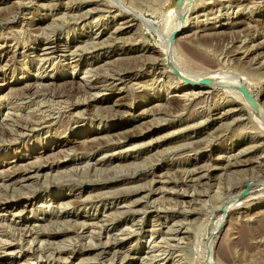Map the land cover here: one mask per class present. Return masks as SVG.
Returning a JSON list of instances; mask_svg holds the SVG:
<instances>
[{
	"label": "rangeland",
	"instance_id": "374dc122",
	"mask_svg": "<svg viewBox=\"0 0 264 264\" xmlns=\"http://www.w3.org/2000/svg\"><path fill=\"white\" fill-rule=\"evenodd\" d=\"M109 1L116 4L118 10L114 9L115 11L111 13L98 10V3L105 4ZM115 1L74 0L70 3V0H0V122H2L0 123V159L5 160V163L17 159V150L27 158L20 161L17 166L8 167L9 169L6 168L7 166L4 167L5 175L11 173L13 176L7 177L6 180V177L0 175V201L26 204L27 199L34 200V208L28 205L23 213H1L0 249L8 245H12V249L8 250L7 254L0 253V263L9 264L12 259H18L17 264H209L218 256L217 260L226 264L264 263V193H261V196L255 194L237 203L230 202L235 191L244 185L247 177L258 176L259 180H262L260 183L264 181V127L258 122L256 124L246 110H240V106L235 108L233 115L224 118L221 116L223 112L234 107L232 106L234 101L239 100L236 95L214 91L209 96L203 94L191 96L192 89H187L182 83L178 84V80L182 79L174 72L176 75L171 83L173 87L178 85L179 88L175 91L166 92L168 89L166 80L155 87L154 85L137 86L135 80H126L112 90L101 89L97 94L99 102L92 103L87 108L82 106L74 109L71 103L83 102L82 99L88 98L89 95L76 86V89L65 86V82L72 79L79 83L85 80L86 74L73 70L70 66L66 67V63L70 61H64L65 57L49 60L54 65L50 64L47 67L45 60L37 56V50H23L24 44L35 47L32 44L37 36L35 28L38 29L41 25L36 23L47 25L51 19L46 16L52 13H59L58 18H62L61 15L64 14L66 20L75 18L70 28L60 29L56 33V38L61 37L62 40L71 43L73 35L67 33L69 29H75L74 36L78 39L80 34L92 37L93 25L101 29L112 28L110 30L112 32L119 23L123 22V19L118 20L119 18L113 17L121 12L129 15L130 18H135L134 26L121 35L122 39L117 40L118 43L114 47L103 48L105 54L109 53L107 50H117L113 53H120V50L132 48L149 50L151 47H156L164 50L163 39L164 34L167 33L164 29L169 27L170 23L173 25L178 17L175 15L177 11L174 12L176 0ZM89 8L90 12L84 14V10ZM66 13H69L70 17ZM190 14L193 23L179 32L176 41L172 43V45L175 43L176 50L182 55L186 69L192 73L224 71L231 72L237 77L241 76L239 78L244 79L247 84L246 89L248 90L250 86L254 96L259 93V100L264 104V0H197L195 9ZM76 15L79 17L84 15L86 21L76 22L79 19ZM142 16L152 19L158 33L153 29L149 30ZM173 18H176L175 21ZM87 22L92 23L89 25ZM85 24L89 28H84ZM212 26L213 28L217 26V29H214L216 31L210 29ZM159 28L162 29L161 32ZM127 37H130L129 41ZM135 53L137 52L123 53L120 56ZM95 54H86L85 57L91 58ZM116 56L117 54L113 57ZM91 61L87 63V67ZM115 61L113 64L100 61L98 64L101 65L98 67L100 72L104 73L108 67L110 70L114 67L117 69L135 66L133 62L129 64V60ZM133 74L147 83H151L152 79L159 76L157 72L151 70L137 75L133 72ZM33 82L37 83V86ZM32 86H34L33 90ZM187 93L188 97L184 95ZM44 96L46 99L49 98L47 102L46 99L43 101ZM39 100L46 102L45 105L55 100H62L60 105L64 106L58 107L60 110L57 109L58 105L52 107L55 109V119L47 125V129L37 128L16 142L13 137L8 136V125L17 117L32 118V113L37 111L36 102H41ZM70 100L71 102H68ZM104 125H107V135L103 136L105 139H98L103 146L97 152H93L94 144L86 140L93 138L91 131L99 127L103 129ZM141 127L148 129L143 130ZM130 132H144L146 136L143 139L130 140L128 138ZM72 135L77 142L69 149L71 155L66 159L78 158L80 162L76 165L69 162L53 171L44 167L38 178L22 180L26 164L27 168L31 167L30 169L38 165L47 166L48 158L42 156V151L52 147L54 149L57 140L65 141ZM238 151L243 152L239 154ZM218 155L223 156L220 162L214 160ZM37 161L39 164L35 165ZM257 161H261V164ZM31 162L33 164H30ZM232 162H242L243 166H240L241 169L230 168L229 164ZM208 165L211 167L210 174L203 176L207 172L201 171ZM71 169L75 171L71 174V178L69 176L66 179L55 178ZM190 172L196 173L193 176ZM157 180L161 182L155 183ZM139 185L147 189L139 193L127 194L119 199L97 198L107 192H127L131 187L135 189ZM248 191L247 182V188L242 191V195H246ZM60 193H65L66 197L72 196L68 199L75 201H73L75 205L65 208V215L63 211L55 210V203L51 200ZM79 195H82L81 198ZM83 199L85 205L81 204ZM76 200H80V203L76 204L78 202ZM123 200L126 203H131V200L142 201L137 207V209L142 208L137 215L140 225L125 226L123 218L118 217L116 220L118 226L113 229L115 220L110 219L117 210L115 206H120L112 201L124 203ZM48 204H51L50 207L46 206ZM228 206L230 208L227 210ZM42 207L46 212H41ZM20 208L23 207L19 206ZM225 212L227 215L224 221L222 217ZM91 217L100 220L99 224H93L92 227V224L82 223L83 220ZM103 217L105 223H101L104 221ZM107 217L110 221H107ZM218 220L224 221L220 228ZM212 231L216 232L213 234ZM122 236L124 238L121 239ZM2 238L5 241L9 238V242L6 243ZM18 240L21 242L19 243ZM207 241H212L211 256L204 247Z\"/></svg>",
	"mask_w": 264,
	"mask_h": 264
},
{
	"label": "bare ground",
	"instance_id": "6f19581e",
	"mask_svg": "<svg viewBox=\"0 0 264 264\" xmlns=\"http://www.w3.org/2000/svg\"><path fill=\"white\" fill-rule=\"evenodd\" d=\"M45 1V0H44ZM59 1V0H58ZM72 3L74 0H70ZM80 1V0H79ZM84 1V0H82ZM89 1V0H87ZM115 1V0H114ZM197 0H182L180 6L178 8L175 7V11L177 14L178 17L177 19L176 18H173L175 23L173 25H171L172 23H170V26L169 27H165L166 29L165 30V33L167 31L165 35V38L162 40L164 42V50H161L160 46H158L160 49H157L156 47H151L149 50H146L143 49H124V50H120V53H113L117 50H107V52H109L108 54H105V50H103V48L105 47H114L115 44H117V40H120L122 38L121 35H124L125 33H127L130 29L133 28L134 26V21H135V18H130L129 15H126V13H119V14H116L114 15L113 17L114 18H119L118 20L120 19H123V22L119 23L118 24V27L115 28L116 29H113L112 32H110V29L108 28H104V29H101L100 27H98L97 25L96 28L92 27V37H89L88 35H81L80 34V39H78L77 36H74L75 34V29L74 28H71L69 29V31H67L68 34L72 33V41L71 43H68V41H65V40H62L61 37L60 38H56V33L60 30V29H64L66 27H69L71 26V22L74 21L75 22V18H70V20H66L63 16L64 14H62V18H58V14L59 13H52L51 15H48L46 16V18L48 19H51V22L48 23L47 25H44L43 23H36L37 25L38 24H41L40 26H38V29L35 28L36 32H37V36L35 39H33L34 41L32 42V44L35 45V47H31V44L26 46L25 44L22 46L23 50H37V56L39 58H41L42 60H45V64L47 65H50L51 63L49 62V60H52V59H57V58H64V61L68 60L70 62H67L66 63V67L70 66L73 68V70H77L78 72H83L84 74H86V77L84 78L85 80L84 81H81V82H76L75 80H68L67 82H65V86L67 87H78L79 90L83 91L84 93H87L89 95L88 98L86 99H82L83 102H80V101H77L75 103H71L74 107V109H77L78 107H82V106H85V108L91 106L92 103H97L99 102V99H97V94L101 91V89H108V90H112L114 89L115 87H118L119 85L123 84L126 80H135V84L138 86V85H159L161 82H165L166 80V83H167V93L169 92H172V91H175L179 88L176 87H173L172 86V79L174 78V76L177 74V76L179 78H181L182 80H178V84L182 83L186 86L187 89H192V93H190L191 96H194L195 94H203V95H211V93H213L214 91H223L225 92L226 94L227 93H232L234 95H236L238 97L239 100H235L234 103L232 104V106H234L232 109L230 108L228 111H226L225 113L223 112V114L221 115L222 118L224 117H227V116H231L233 115L235 112V108L236 107H241V109L243 110H246V112H248V114L251 115V117L256 121V124L257 122L259 123V125H262V127H264V104L261 103V101L259 100V93L256 94L254 96V94L252 93L251 91V87L248 86V90L246 89V83L244 82V79L242 78H239L241 76H234L233 73H229V72H218V71H207V72H204V73H197V72H189L186 67L184 66V62H182V55H180L179 53V50H176V46H175V43L174 45H172L173 42L176 41V38H177V35L179 32H181L185 27H190V25L193 23V21L190 20V13L193 12V10L195 9V3H196ZM225 1V0H224ZM102 2V1H101ZM112 2V1H111ZM116 2V1H115ZM118 2V0H117ZM76 3V2H75ZM98 3V2H97ZM105 3V2H104ZM69 4V3H68ZM79 4V2H78ZM56 5V4H55ZM73 5V4H72ZM97 5V4H96ZM119 5V4H118ZM121 5V4H120ZM50 6V5H49ZM88 6V5H87ZM98 10L101 11V12H106V13H111V12H114L115 10H118L117 8V5L116 4H113V3H110V1L108 3H105V4H100L98 3ZM81 7V6H80ZM123 7V6H122ZM68 8V6H67ZM82 8V7H81ZM126 8V7H125ZM115 9V10H114ZM68 10V9H67ZM114 10V11H113ZM57 12V11H56ZM67 12V11H66ZM90 12V8L89 9H86L84 10V14H87ZM213 12V11H212ZM64 13V12H63ZM74 13V12H72ZM71 13V14H72ZM118 13V12H117ZM67 14V13H66ZM69 14V13H68ZM67 14V15H68ZM75 14V13H74ZM77 14V13H76ZM81 15V13H79ZM134 14V12H133ZM89 15V14H88ZM136 15V14H135ZM138 16H141L140 14H137ZM57 16V18H56ZM69 16V15H68ZM78 16V15H76ZM84 16V15H83ZM83 16H78L79 19L76 20V22H85L86 19L83 17ZM129 16V17H128ZM70 17V16H69ZM77 17V18H78ZM86 17V16H85ZM112 17V16H111ZM175 17V16H174ZM67 18V17H66ZM87 18V17H86ZM109 18V17H108ZM140 18V17H139ZM143 18V22L148 24L149 26V30H155L154 32H157L156 31V25L154 24V22L152 21V19H148L146 18L145 16H142ZM69 19V18H68ZM47 20V19H46ZM45 21V19L43 20V22ZM73 22V23H74ZM114 22V21H113ZM88 23V22H87ZM92 22H89L88 24L91 25ZM106 24V23H105ZM114 24V23H113ZM145 24V25H146ZM160 24V23H159ZM162 24V23H161ZM168 24V23H166ZM158 25V24H157ZM165 25V24H164ZM84 28H89L87 27V25H83ZM147 26V28H148ZM159 26V25H158ZM168 26V25H167ZM163 27V28H164ZM70 28V27H69ZM96 29V30H95ZM203 29V28H202ZM212 31H216L214 29H217V26H215L213 28V26L210 28ZM160 32L162 29H160ZM209 30V29H208ZM205 31V30H204ZM22 32V31H21ZM35 32V33H36ZM159 32V33H160ZM175 32V35L170 39V34ZM83 33V32H82ZM90 34V33H89ZM109 34V35H108ZM94 35H96L94 37ZM132 35V34H131ZM160 35V34H159ZM162 35V33H161ZM163 35V36H164ZM208 36V35H207ZM134 37V36H132ZM131 37V38H132ZM19 38V36H18ZM17 38V39H18ZM87 38V39H86ZM130 38V37H129ZM129 38L127 37V40L129 41ZM126 39V38H125ZM80 40V41H79ZM124 40V39H123ZM126 40V41H127ZM132 40V39H131ZM130 40V41H131ZM160 40H161V36H160ZM120 42V41H119ZM161 42V41H160ZM124 43V42H122ZM132 43V41H131ZM16 45V44H15ZM125 45V44H124ZM159 45V44H158ZM161 46L163 45L162 43L160 44ZM129 47V46H128ZM16 48V47H15ZM22 48L20 47V49L22 50ZM19 50V51H21ZM18 51V52H19ZM186 51V50H185ZM17 52V51H15ZM129 52H137L135 53L134 55H129V56H126L127 53ZM26 53V52H25ZM63 53V55H61ZM96 53V54H95ZM123 53H126L124 56H120L121 54ZM22 54V52H21ZM86 54H95L93 57L91 58H86L85 55ZM115 54H117L116 57H113ZM183 54V53H182ZM4 55V54H3ZM23 55V54H22ZM187 55V54H186ZM16 56V55H15ZM18 56V55H17ZM29 56V55H28ZM101 56H103V58H101ZM126 56V57H125ZM75 57H78L77 59H73ZM125 58V59H123ZM30 59V58H29ZM6 60V59H5ZM4 60V61H5ZM40 60V59H39ZM92 60V61H91ZM115 60H129V64L130 62H133L135 64V66H131L132 68H117L115 69L116 67H114V69H106L104 73H101L100 72V68H98L99 66L101 65H98L101 62L105 63V64H113V62H116ZM186 60V59H185ZM7 61V60H6ZM11 61V60H10ZM63 61V62H64ZM91 61L87 67V63ZM1 62V60H0ZM36 62V61H35ZM41 62V61H40ZM140 62L139 64L136 65V63ZM30 63V62H29ZM42 63V62H41ZM189 63V62H188ZM65 64V63H64ZM51 65H54L53 62ZM58 66V64H57ZM65 66V65H64ZM54 67V66H53ZM46 68V66H45ZM56 69V68H55ZM109 70V71H108ZM148 70H151L153 72H157L158 73V78H155V79H152L151 83H147V81L144 80H141L139 79V77L135 76L133 74V72L137 74H141L142 72L144 71H148ZM176 74H175V73ZM202 72V71H201ZM233 74V75H232ZM61 75V72L60 74ZM88 75V76H87ZM239 75V74H238ZM243 76V75H242ZM142 77V76H141ZM140 77V78H141ZM41 78V77H40ZM178 78V79H179ZM244 78V76H243ZM204 79H207L204 80ZM66 80V79H65ZM245 81L248 83V80L245 78ZM36 82V81H35ZM54 82V81H53ZM34 83V82H33ZM27 85H30V83H26ZM37 84V83H36ZM34 83V85H36ZM41 84V83H40ZM46 84V83H45ZM134 84V83H132ZM1 85V84H0ZM33 85V84H32ZM48 85H51V84H48ZM165 85V84H164ZM249 85V84H248ZM26 86V85H25ZM37 86V85H36ZM46 86V85H45ZM52 86V85H51ZM136 86V87H137ZM163 86V84H162ZM31 87V86H30ZM32 90L34 89V86H32ZM42 87V86H41ZM53 87V86H52ZM51 87V88H52ZM75 87V89H76ZM166 87V86H165ZM241 87V88H240ZM26 88V87H25ZM43 88V87H42ZM48 88L50 89V87L48 86ZM121 88V87H120ZM253 88V87H252ZM30 89V88H29ZM41 89V88H39ZM53 89V88H52ZM43 90V89H42ZM41 90V91H42ZM38 91V90H37ZM46 91V90H45ZM78 91V90H77ZM80 91V93L82 94V92ZM160 91V89H159ZM16 92V91H15ZM36 93V91H34ZM65 92V91H63ZM243 92V93H242ZM245 92V93H244ZM33 93V92H32ZM42 93V92H41ZM49 93V92H48ZM79 93V92H78ZM158 93V92H157ZM52 94V93H51ZM55 94V93H54ZM62 94V93H61ZM160 94V93H159ZM18 95V94H17ZM58 94H56L57 96ZM60 95V94H59ZM67 95V94H66ZM161 95V94H160ZM159 95V96H160ZM186 95V97H188V93L187 94H184ZM231 95V94H230ZM249 95H251L254 100L256 101L255 104H253L250 99H249ZM24 96V95H22ZM27 96V95H25ZM51 96V95H50ZM65 96V95H64ZM166 96V94H165ZM168 96V94H167ZM177 96V95H176ZM202 96V95H201ZM233 96V95H231ZM158 97V96H157ZM184 97V99L186 98ZM37 98V96H36ZM55 98V97H54ZM181 98V97H180ZM5 99V98H4ZM45 96H44V100L45 101ZM49 99V98H48ZM48 99H46V102L48 101ZM38 100V99H37ZM54 100V99H52ZM52 100L50 101V103L52 102ZM166 100V99H165ZM183 100V99H182ZM29 101V100H28ZM41 101V100H39ZM65 101V100H64ZM181 101V100H180ZM230 101V100H229ZM3 102V101H1ZM8 102V101H6ZM26 102V101H25ZM31 102V101H30ZM46 102H36V109L37 110L35 113H32V118H29V119H26L24 117H17L15 118L16 120H13L12 124L10 123L8 126V136L10 135L11 137H13V139L16 140V142L18 140H21L22 138H25L26 136L29 135V133H31L32 131H34L35 129L37 130V128H41V127H46L47 129V125H50L52 122H54L53 119L54 116H55V112L52 107H56L57 105V109L60 110V105L62 103V100H55L53 101L51 104H46ZM68 102H71L68 101ZM73 102V101H72ZM183 102V101H182ZM29 103V102H28ZM231 103V102H230ZM67 103H65L66 105ZM25 105V104H24ZM31 105V104H30ZM69 105V103H68ZM227 105V104H226ZM1 106V105H0ZM64 106V105H63ZM29 107V105H28ZM68 107V106H67ZM62 108V107H61ZM71 108V107H70ZM166 108V107H165ZM23 109V108H22ZM34 109V108H32ZM66 109V108H65ZM80 109V108H79ZM30 110V108H29ZM29 110H27V112H30ZM26 111V110H25ZM33 111V110H32ZM65 111V110H64ZM225 111V110H224ZM18 112V110H17ZM16 112V113H17ZM63 112V111H62ZM68 112V111H66ZM65 112V114H66ZM234 112V113H233ZM3 113V112H2ZM64 113V112H63ZM69 113V112H68ZM238 113V112H237ZM30 114V113H29ZM59 114V113H58ZM245 114V113H244ZM11 115V114H10ZM57 115V114H56ZM61 115V114H60ZM68 115V114H67ZM74 115V114H72ZM83 115V113H82ZM89 115V114H88ZM9 116V115H7ZM69 116V115H68ZM71 117V115H70ZM78 117V116H77ZM207 117V116H206ZM220 117V116H219ZM21 118L23 120H21ZM72 118V117H71ZM74 118V117H73ZM81 118V117H80ZM4 119V117H3ZM75 119V118H74ZM77 119V118H76ZM10 121V120H8ZM156 121V120H155ZM253 121V120H252ZM4 122V121H3ZM161 122V121H160ZM2 124V122H0ZM9 123V122H8ZM155 123V122H154ZM153 123V124H154ZM158 124V123H157ZM200 124V123H199ZM7 125V124H6ZM113 126V124H111ZM150 126V125H149ZM7 127V126H6ZM5 127V128H6ZM106 128H107V125H104L103 126V129L101 127L97 128V129H94L93 131H91L90 134L93 135V138L89 139V140H86V142L88 143H93L94 144V148L95 150L93 152H97L99 148H102L103 145H101V141L103 138L105 139V135H107V131H106ZM145 128V127H144ZM147 128V127H146ZM145 128V129H146ZM260 128V127H259ZM141 129H143L141 127ZM140 129V130H141ZM143 129V130H145ZM148 129V128H147ZM113 130V129H111ZM110 130V131H111ZM141 130V131H143ZM5 132H7L5 130ZM129 132V131H128ZM146 133L144 132H139V133H132L130 132V134H128V138L130 140H138V139H143L146 135ZM75 135V133L73 134ZM71 136L69 138H66L65 141H59L57 140V145L56 147L53 149L52 148H47L46 150L42 151V156H46L48 159V163H47V166H43V165H38L39 162L37 161L35 163V165L37 164L38 166H35L33 167L32 169L30 168H27V164H26V167L24 169V173L22 174L23 176V179L22 180H30L32 178H38L41 174L40 172L42 173V171L44 170L43 168L44 167H47L49 169V171H53V170H57V169H60L63 167V165H66V164H69V162H71L70 164H77V162H80L78 160V158H72V159H66L67 157L70 158V151L69 149L74 145V143L77 142V139L73 138L74 136ZM4 136V135H3ZM9 136V137H10ZM57 136V135H56ZM110 136V135H109ZM108 136V137H109ZM66 137V136H65ZM107 137V138H108ZM45 139V138H44ZM98 139H100L98 141ZM124 139V138H123ZM127 139V138H126ZM10 140V139H9ZM40 140V139H39ZM118 140V139H117ZM120 140V139H119ZM118 140V141H119ZM107 141V140H106ZM111 141H112V138H111ZM114 141V140H113ZM19 142V141H18ZM108 142V141H107ZM257 142V141H256ZM5 144V143H4ZM12 144V143H11ZM103 144V143H102ZM110 144V143H109ZM115 144V143H114ZM101 145V147H100ZM107 146V145H106ZM3 148L4 147H7V146H2ZM44 149V148H43ZM84 150V149H83ZM245 150V149H244ZM249 150V149H248ZM251 150V149H250ZM227 151V150H226ZM17 152V159H14L16 160V164H14V160L8 162V163H5V160H2L0 159V175L3 176V177H6V180H7V177L8 178H11L13 175L10 173L9 175H5V169L4 167L8 168V167H12V166H17V164H20L19 162L24 160L26 158V155H23L22 153H19V150L16 151ZM88 152V151H87ZM86 152V153H87ZM92 152V151H91ZM239 154H241V152L243 151H238ZM85 153V155H86ZM127 153V151H126ZM227 153V152H225ZM60 154H64L63 156H59ZM83 154V153H82ZM93 154V153H92ZM234 155V154H233ZM235 155L237 156V154L235 153ZM1 156V154H0ZM29 156V155H28ZM41 156V157H42ZM112 156V155H111ZM117 156V155H116ZM232 156V155H231ZM40 157V158H41ZM73 157V156H72ZM84 157V156H83ZM86 157V156H85ZM127 157V156H126ZM133 157V156H132ZM228 157H230L228 155ZM233 157V156H232ZM65 158V159H64ZM119 158V157H118ZM129 158V156H128ZM214 158V157H213ZM223 158V156H216L214 158L215 161L217 162H220L221 159ZM235 158V157H233ZM27 159V158H26ZM230 159V158H229ZM50 160V161H49ZM104 160V159H103ZM44 161V160H43ZM46 161V162H47ZM88 161H89V158H88ZM46 162L44 164H46ZM103 162V161H102ZM122 162V161H121ZM234 162V161H233ZM231 163L229 164V167L230 168H235V167H239L240 166H243L242 162H238V163ZM237 162V161H236ZM259 162V161H257ZM261 162V161H260ZM259 162V163H260ZM110 163V162H109ZM246 163V162H245ZM249 163V162H247ZM30 164H33L32 162ZM87 164L90 165L89 162H87ZM213 164V163H211ZM228 164V163H227ZM261 164V163H260ZM11 165V166H10ZM122 165V164H121ZM31 166V165H30ZM207 166V165H206ZM23 167V166H22ZM76 167V166H75ZM89 167V166H88ZM117 167V166H116ZM24 168V167H23ZM101 168V167H100ZM114 168V167H113ZM205 168V166L203 167ZM2 169V170H1ZM9 169V168H8ZM13 169V168H12ZM68 169V168H67ZM107 169V168H106ZM120 169V168H119ZM241 169V168H240ZM14 170V169H13ZM200 170H202V167L200 168ZM232 170V169H231ZM16 171V170H15ZM46 171V170H45ZM210 171H211V167L208 165V167L204 170H202L201 172H207L205 174H203V176H207V174H210ZM229 171V170H228ZM17 172V171H16ZM15 172V173H16ZM197 172V171H196ZM192 173V175L194 176V174L196 173ZM232 172V171H231ZM9 173V172H8ZM75 171L74 170H70V171H65V173H61L60 176H57L55 178L57 179H60V178H64L66 179V177H70L71 174H74ZM20 174V173H19ZM102 175V174H101ZM154 176V175H153ZM251 176V175H250ZM253 176V175H252ZM260 176V175H259ZM17 177V176H16ZM15 177V179H16ZM68 177V178H69ZM192 177V176H191ZM14 178V177H13ZM71 178V177H70ZM161 178V177H160ZM182 178V177H181ZM5 179V178H4ZM261 179V178H260ZM17 180V179H16ZM110 180V179H109ZM160 180V179H158ZM156 181L155 183H160L161 181ZM167 180V179H166ZM193 180V178H192ZM191 180V181H192ZM129 181V180H128ZM164 181V180H163ZM260 181L262 180H259L258 176L257 177H247L245 180H244V185L235 191L234 195L232 196V200H230V202L232 201H236L235 203H237V201H244L246 199H249V197H253L255 196V194H263L264 193V181L263 183H260ZM3 182V181H2ZM10 182V181H9ZM127 182V180H126ZM168 182V181H167ZM186 182V181H185ZM183 182V183H185ZM247 182L249 183V191L246 195H242V191L247 188ZM151 183V182H150ZM178 183V182H177ZM177 183L175 185H177ZM7 184V183H6ZM179 184V183H178ZM188 184V183H187ZM2 185V184H1ZM147 185V184H146ZM149 185V184H148ZM147 185V186H148ZM167 187L168 185L165 184ZM185 185V184H184ZM9 186V185H8ZM165 186V188H167ZM5 187V186H4ZM10 187V186H9ZM24 187V186H22ZM131 187V186H130ZM151 187V186H150ZM156 187V186H155ZM159 187V186H158ZM11 188V187H10ZM18 188V187H17ZM20 188V187H19ZM70 188V187H69ZM135 188V186H134ZM145 187L143 186H140L139 187H136L135 189H132V187L130 188L131 190H127V192L125 191H120V192H107V193H104V194H101V196H98L97 198H108V199H119V198H124L127 194H131V193H139L141 190H146L144 189ZM149 188V187H148ZM237 188V187H236ZM26 190V189H25ZM24 190V191H25ZM152 190V189H151ZM157 190V189H155ZM154 190V191H155ZM170 190V189H169ZM248 190V189H247ZM23 191V192H24ZM118 191V190H116ZM168 191V190H167ZM106 192V191H105ZM162 192V190H161ZM26 193V192H25ZM28 194V192H27ZM75 193H73L74 195ZM232 194V193H231ZM230 194V195H231ZM69 195V194H68ZM28 196V195H27ZM81 198L82 195H79ZM133 196V195H132ZM261 196V195H260ZM17 197V196H16ZM29 197V196H28ZM58 197V198H57ZM72 196H68L66 197L65 193H60L59 195L56 196V198L54 199H51L53 200V203L54 206H55V210H61L64 212V215H65V208L67 209V207L69 206H73L75 205V201L73 202L71 199H68ZM76 197V196H75ZM2 198V197H1ZM95 199V198H94ZM132 199V198H131ZM4 200V198H3ZM50 200V201H51ZM133 200V199H132ZM131 200V203H126V201H124V203H119V202H113L112 203H116V204H119L120 207L118 206H115L117 207L116 211L114 212V217L112 216V214L110 215V217L112 216V219L110 220H115V222L112 224L113 225V229L117 228V221L118 220V217L119 218H123L124 222L123 224L125 226H128V225H132L133 227L134 226H137L139 224V219H138V216L139 215V211L142 209V208H138L137 207L140 205V202H142L141 200H137V201H134L132 202ZM45 201V200H44ZM78 201V200H76ZM122 201V200H121ZM128 201V200H127ZM26 204H18L19 202H17L16 204L14 203H11L10 201L8 200H5L4 202H1L0 201V215L1 213H11V214H18V213H23L25 210H27V206L28 205H34V200L33 199H27L26 201ZM81 202V204H84L85 205V199H83ZM48 203V202H47ZM50 203V202H49ZM77 203H80V200ZM234 203V202H233ZM234 203V204H235ZM241 203V202H240ZM248 203V201L246 202ZM18 204V206H16ZM46 204V203H45ZM51 205V204H50ZM50 205H46L47 207H50ZM87 205V204H86ZM115 205V204H114ZM114 205H111L112 207ZM237 207H238V204H236ZM235 205V206H236ZM19 206H22L23 208H20L19 209ZM233 206V205H232ZM221 207V206H220ZM240 207V206H239ZM34 208V206H33ZM105 208V207H104ZM225 208V207H224ZM230 208V206H228L226 209L228 210ZM235 208V207H234ZM43 209V210H42ZM42 213L46 212L44 211V208L42 207ZM240 209V208H239ZM34 209H32L33 211ZM106 210V209H105ZM225 210V211H227ZM54 211V210H53ZM143 211V210H142ZM232 211V210H231ZM223 212V211H222ZM230 212V211H229ZM61 213V212H60ZM112 213V212H111ZM59 214V213H58ZM75 215V214H74ZM103 215V214H102ZM136 215V217H134ZM220 215V214H219ZM224 216L222 217L223 220L225 221V215H227V212H225L223 214ZM106 216V215H105ZM109 216V214H108ZM120 216H123V217H120ZM3 217V215H2ZM5 217V215H4ZM57 217V216H56ZM77 217V216H76ZM90 217V216H89ZM221 217V216H220ZM7 218V217H6ZM101 218V217H100ZM108 218V217H107ZM219 218V217H218ZM104 219V217H103ZM217 219V218H216ZM73 220V219H72ZM89 220V221H88ZM109 218L107 221H110ZM5 221V220H4ZM28 221V220H27ZM36 221V220H35ZM34 221V222H35ZM69 221V220H68ZM99 221L100 220H97L96 218H90V219H86V220H83V224H92V227H93V224H99ZM219 221V220H218ZM224 221L220 222V224L218 225L219 228L221 226V223H223ZM2 222V220L0 221ZM11 222V221H10ZM29 222V221H28ZM65 222V221H64ZM106 220L104 219V221H102L101 223H105ZM217 222V221H216ZM14 223V222H13ZM66 223V222H65ZM70 223V222H69ZM1 224V223H0ZM4 224V223H3ZM6 224V223H5ZM10 224V223H9ZM216 224V223H215ZM218 224V222H217ZM101 225V224H100ZM99 225V226H100ZM140 225V224H139ZM2 226V225H1ZM8 226V225H6ZM15 226V225H14ZM13 226V228H14ZM17 226V225H16ZM28 226V225H27ZM34 226V225H32ZM46 226V225H45ZM87 226V225H85ZM98 226V225H97ZM98 226V227H99ZM213 226V225H212ZM10 227V226H9ZM35 227V226H34ZM78 227V226H77ZM95 227V226H94ZM97 227V228H98ZM170 227V226H169ZM215 227V225H214ZM213 227V229H214ZM217 227V226H216ZM222 227V226H221ZM17 228V227H16ZM15 228V229H16ZM36 228V227H35ZM89 228V227H88ZM124 228V227H123ZM137 228V227H136ZM218 228V229H219ZM18 229V228H17ZM102 229V228H100ZM112 229V230H113ZM212 229V230H213ZM217 229V228H216ZM222 229V228H221ZM93 230V229H92ZM103 230V229H102ZM121 230V229H120ZM123 230V229H122ZM129 230V228H128ZM132 230V229H131ZM135 230V229H133ZM220 230V229H219ZM31 231V230H30ZM39 231V230H38ZM44 231V230H43ZM95 231V230H94ZM125 231V230H124ZM3 232V231H2ZM1 232V233H2ZM32 232V231H31ZM37 232V231H36ZM50 232V231H49ZM79 232V231H78ZM112 232V231H111ZM127 232V231H126ZM130 232V231H129ZM216 231H214L215 233ZM44 233V232H43ZM42 233V234H43ZM56 233V232H55ZM113 233V232H112ZM115 233V232H114ZM131 233V232H130ZM213 233V231H212ZM213 233V234H214ZM6 234V233H5ZM30 234V233H29ZM38 233H36L37 235ZM40 234V233H39ZM46 234V233H45ZM92 234H93V231H92ZM96 234V233H95ZM207 234V233H206ZM245 234V233H244ZM8 235V234H7ZM50 235V234H49ZM81 235V234H80ZM123 235V234H122ZM128 235V234H127ZM262 235V234H261ZM26 236H27V233H26ZM102 236V235H101ZM111 237H113V235L110 234ZM116 236V235H115ZM118 236V235H117ZM121 236V235H120ZM126 236V235H125ZM7 237V236H6ZM36 236H34L35 238ZM57 237V236H55ZM28 238V236H27ZM42 238V237H41ZM107 238V236H106ZM124 238L123 236L121 237V239ZM206 238V237H205ZM213 238V237H212ZM211 238V239H212ZM217 238V237H216ZM263 238V237H262ZM3 239V238H2ZM4 239H5V236H4ZM3 239V241H5ZM32 239V238H31ZM115 239V238H114ZM9 240V238H8ZM5 241L6 243L9 242V241ZM25 240V239H24ZM42 240V239H41ZM118 240V239H117ZM120 240V239H119ZM118 240V241H119ZM209 240V239H208ZM13 241V240H12ZM43 241V240H42ZM52 241V240H50ZM54 241V240H53ZM215 241V240H214ZM213 241V242H214ZM19 242V240H18ZM17 242V243H18ZM21 242V241H20ZM19 242V243H20ZM34 242V240H33ZM32 242V243H33ZM4 243V242H3ZM18 243V244H19ZM40 243V242H39ZM45 243V242H44ZM43 243V244H44ZM117 243V242H116ZM1 244V243H0ZM31 244V243H30ZM38 244V243H37ZM203 244V243H202ZM54 245V244H53ZM112 246V245H111ZM114 246V245H113ZM17 247V246H16ZM66 247V246H65ZM207 248V253L209 252L210 256L212 255V251L210 252L211 248H212V241H207L206 243V246H204ZM76 248V247H75ZM111 248V247H110ZM226 248V246H225ZM12 249V245H8L7 247H3L0 249V253H6L8 250ZM204 249V248H203ZM50 250V249H49ZM205 250V249H204ZM204 250H202L204 252ZM229 250V249H228ZM14 251V250H12ZM215 251V250H214ZM221 253L223 252V249L221 248ZM44 252V251H42ZM51 252V251H50ZM79 252V251H78ZM103 252V251H102ZM15 253V252H14ZM32 253V252H31ZM59 253V252H58ZM214 253V252H213ZM7 254V253H6ZM11 254V253H10ZM206 254V253H204ZM215 254V253H214ZM224 254V253H223ZM227 254V252H226ZM219 255V254H218ZM225 255V254H224ZM3 256V255H2ZM222 256V254H221ZM228 256V255H227ZM53 257V255H52ZM214 257V256H213ZM219 257V256H218ZM217 258H213V262H210L209 264H226L224 262H221V261H218ZM223 257V256H222ZM221 257V258H222ZM35 258V257H34ZM60 258V257H59ZM75 258V257H74ZM211 258V257H210ZM225 258V257H223ZM48 259V258H47ZM52 259V258H51ZM208 259V258H207ZM227 259V258H226ZM226 259H225V262H226ZM25 260V259H24ZM212 260V259H210ZM209 260V261H210ZM220 260V259H219ZM223 260V259H222ZM228 260V259H227ZM10 261V260H9ZM29 261V260H28ZM63 261V260H62ZM32 262V261H31ZM39 262V261H38ZM4 263V262H3ZM19 263V260L18 259H12L9 264H17ZM204 263V262H203ZM228 263V262H227ZM254 263V262H253ZM1 264V263H0ZM264 264V263H262Z\"/></svg>",
	"mask_w": 264,
	"mask_h": 264
},
{
	"label": "water",
	"instance_id": "95a60500",
	"mask_svg": "<svg viewBox=\"0 0 264 264\" xmlns=\"http://www.w3.org/2000/svg\"><path fill=\"white\" fill-rule=\"evenodd\" d=\"M181 2H182V0H176V1H175V4H174V7L178 8V7L180 6ZM174 35H175V32L171 33V34H170V39H171ZM204 80L207 81V79H204ZM244 93H245V92H244ZM248 97H249L250 101H251L253 104L256 103V101L254 100V98H253L251 95H249Z\"/></svg>",
	"mask_w": 264,
	"mask_h": 264
}]
</instances>
